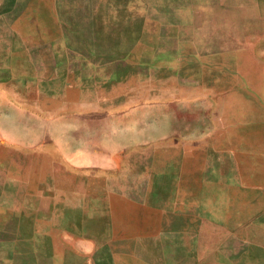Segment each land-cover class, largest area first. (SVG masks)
Returning <instances> with one entry per match:
<instances>
[{
  "label": "crops",
  "instance_id": "0c3cea01",
  "mask_svg": "<svg viewBox=\"0 0 264 264\" xmlns=\"http://www.w3.org/2000/svg\"><path fill=\"white\" fill-rule=\"evenodd\" d=\"M33 1L0 0V264H118L147 237V264H264V36L192 34L182 64Z\"/></svg>",
  "mask_w": 264,
  "mask_h": 264
},
{
  "label": "rangeland",
  "instance_id": "374dc122",
  "mask_svg": "<svg viewBox=\"0 0 264 264\" xmlns=\"http://www.w3.org/2000/svg\"><path fill=\"white\" fill-rule=\"evenodd\" d=\"M33 4L48 5L50 12L43 13V17L49 20L53 18L56 5L58 13L55 16L60 22H77L82 36L96 38L102 44L110 40L114 51L119 46L127 50L139 36L144 55H161L175 49L182 64L187 62L186 56L192 53V48L195 50V44L186 45L185 40L192 34L216 37L224 33L230 41L233 36L241 41L247 35L264 36V0H34ZM196 21H204L202 29L196 26L201 25ZM217 22L224 27L218 28ZM222 47L213 44L205 52L211 54L218 49L221 51ZM227 47L242 50L244 46L231 44ZM186 79L191 80L184 76L177 78V88L183 87ZM199 79L193 77L192 81ZM209 79L215 80V77ZM196 120L200 121V115ZM132 248L128 255L115 254L116 262L120 264L121 258L128 256V264H142L141 257L145 258V264L151 263L160 250L155 237L145 238L143 250Z\"/></svg>",
  "mask_w": 264,
  "mask_h": 264
}]
</instances>
